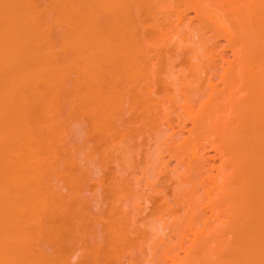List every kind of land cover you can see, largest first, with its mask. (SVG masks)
<instances>
[{
  "label": "bare ground",
  "instance_id": "6f19581e",
  "mask_svg": "<svg viewBox=\"0 0 264 264\" xmlns=\"http://www.w3.org/2000/svg\"><path fill=\"white\" fill-rule=\"evenodd\" d=\"M0 264H264V0H0Z\"/></svg>",
  "mask_w": 264,
  "mask_h": 264
},
{
  "label": "rangeland",
  "instance_id": "374dc122",
  "mask_svg": "<svg viewBox=\"0 0 264 264\" xmlns=\"http://www.w3.org/2000/svg\"><path fill=\"white\" fill-rule=\"evenodd\" d=\"M177 9H178V4L177 3H173L172 4V7L170 8V10H169V12L171 13V14H175L176 13V11H177ZM182 9H184V8H182ZM187 12V11H186ZM188 13V15H187V17L190 19V17L192 16V15H194V12H192V11H188L187 12ZM222 43H224V44H220V46L218 47V49H219V51L221 52V53H223V55L225 56V58L226 59H228V60H231V59H233V57H232V52H231V49L229 48V47H226V41H222ZM222 61H223V59L222 58H220V62L222 63ZM218 80V76H216L215 77V81H217ZM175 129L178 131V132H180L179 131V127L178 126H175ZM208 153H210L211 155H214L215 154V152L214 151H211V152H208ZM218 155V154H217ZM219 156V155H218ZM215 160L216 161H218L219 160V158L218 157H216L215 159H213V158H210V161L212 162V163H215ZM172 162H176V160L175 159H173L172 160ZM162 176H160L159 178H161ZM207 177V172H203L200 176H199V181H200V183H201V185L202 186H204L205 185V182H206V178ZM206 190V189H205ZM205 190L203 189V190H201V193H202V196H204V201H205V196H206V194H205ZM152 199V198H151ZM151 199H147L146 200V202H145V208H144V210H143V213L145 214V215H148L152 210H153V201L151 200ZM200 211H201V213L203 214L202 216L203 217H205V216H207L208 214H209V211H208V209L206 208V206L203 204L201 207H200ZM169 235H171V233L169 234ZM178 251H182L180 248H178Z\"/></svg>",
  "mask_w": 264,
  "mask_h": 264
}]
</instances>
